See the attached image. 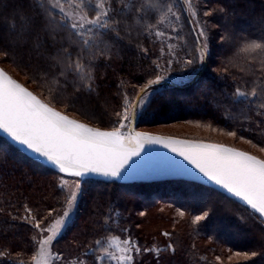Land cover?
<instances>
[{"label": "trees", "instance_id": "trees-1", "mask_svg": "<svg viewBox=\"0 0 264 264\" xmlns=\"http://www.w3.org/2000/svg\"><path fill=\"white\" fill-rule=\"evenodd\" d=\"M43 2L52 14L58 13L50 0ZM128 2L108 0L113 15H123H116L121 21L116 26L119 35L112 31L102 38L104 54L95 59L86 54L84 63L91 59L94 65L91 90L74 91L71 84L55 78L57 70L49 69L48 62L14 46L19 6L23 4L26 14L34 16L35 11L28 8L31 0H0V53L7 52V56L0 54V67L7 64L25 77L22 86L43 103L55 110L62 108L64 115L99 130H113L119 120L116 113L129 100L134 103L148 81L159 77L164 84L148 89L152 94L143 109L137 110L135 128L180 122L208 134L228 136L235 131L236 136L229 135L226 143L208 135L185 139L236 147L264 160V108L235 96L238 88L250 92L255 87L264 100V47L252 46L253 42L264 45V0H191L190 8L182 0H131L146 5L144 18H134L124 8ZM167 3L179 10V21L163 15ZM94 5L95 0H84L82 7L89 17L95 14ZM147 23L165 35L146 31ZM201 29L206 39L199 37ZM70 31L61 32L69 43ZM195 36L207 45L202 61ZM185 59L194 63L186 64ZM238 142L260 149L262 156L235 146ZM63 177L75 178L29 159L0 137V264H32L37 233L33 222L24 219L25 206L43 221L41 225L61 216L67 203L66 191L60 186ZM81 184L88 192L87 200L79 223L72 217L57 239L61 242L69 236L57 264H78L80 259L95 264V241L109 237L130 238L139 246L132 264H264V222L210 188L183 180L121 184L86 179ZM177 209L184 210L185 216L180 217ZM151 210L167 224L158 225L155 234L144 230L152 222ZM205 212L203 221L192 223L195 215ZM154 246L164 248L154 254L146 251ZM237 252L241 255L236 256Z\"/></svg>", "mask_w": 264, "mask_h": 264}, {"label": "snow or ice", "instance_id": "snow-or-ice-1", "mask_svg": "<svg viewBox=\"0 0 264 264\" xmlns=\"http://www.w3.org/2000/svg\"><path fill=\"white\" fill-rule=\"evenodd\" d=\"M182 2L189 8L192 7L191 0H182ZM66 3L75 4V11L67 12L64 7ZM83 3L84 0H51L52 8L59 9L58 13L52 14L43 0H31L28 8L35 11V15H27L24 5L21 4L18 13L19 28L16 29L13 25L14 46L25 48L48 62L49 69L57 70L55 78L64 85L71 84L76 92L84 88L92 89L91 68L94 65L91 59H95L96 55L104 54L102 38L105 35L112 31L119 35V29L116 26L121 21L116 18V15H123L122 12L113 15V8L108 0H95V14L89 17L88 10L82 7ZM165 6L166 11L163 15L166 17L170 14L179 21V10H174V5L171 3ZM124 8L131 11L134 18H144L146 15V5L143 2L132 3L129 0ZM45 12L48 15H45ZM57 16L60 19H57ZM69 28L71 43L61 35L64 29ZM145 30L157 37L165 35L153 23H147ZM206 35L203 29L199 31V37L206 39ZM197 43L199 45L197 52L202 61L207 45L199 39ZM72 44H75L76 48H72ZM252 46L264 47L256 42H253ZM169 52H171V46H169ZM87 53H91V59L86 65L84 61ZM0 54L7 56V52ZM168 63L171 64L172 61L169 60ZM184 63L193 64L194 60L185 59ZM60 78L63 79L60 80ZM159 83V77L148 81L137 95L136 103L133 104L129 100L123 105L122 111L116 113L119 118L117 126L111 131H101L69 119L67 115L43 103L32 92L0 70V130L7 133L19 145L25 146L26 149L51 162L60 173L74 177L95 174L104 178H119L122 173L127 172L126 166L129 165V161H133V157H139L145 151V145H160L182 157L209 181L244 202L264 218V160L223 145L193 143L140 133L126 134L122 131L126 127L125 122L131 123L137 115V110L143 109L146 98L152 94L148 90L149 87ZM235 96L238 100L243 98L250 106L259 104L260 108H264V100L261 99V94L255 87L250 92L238 88ZM228 135L236 136V132L229 131ZM261 150L264 151V148ZM79 187L80 184L77 182L76 188L79 189ZM76 195L77 192L72 191L67 196L68 207L65 208L61 220L69 216V209ZM25 212L27 215L24 219L33 222V227L40 233L41 238L36 242L40 245V252L43 255L47 250L46 246L55 238L54 235L45 236L44 233L52 231L61 223V220H57L56 225L51 228H42L43 221L37 220L30 208L25 206ZM177 212L180 217L186 214L182 209H177ZM207 215V212L203 215H195L192 223L203 221ZM164 235L169 234L164 233ZM95 243L99 246L101 241L96 240ZM120 244L123 247L117 245V248L124 255H112L111 258L117 264H132L133 254L140 253L139 246L130 238L123 239ZM146 251H152V249ZM87 255L88 253L84 254L85 257ZM235 255L240 256L241 253L237 252ZM244 255L247 256L246 253ZM252 255L255 256L256 253L253 252ZM60 259L62 257L56 254L55 260ZM103 259V256H97L95 264H102ZM37 264H44V262L41 260ZM78 264H86V260L80 259Z\"/></svg>", "mask_w": 264, "mask_h": 264}, {"label": "rangeland", "instance_id": "rangeland-1", "mask_svg": "<svg viewBox=\"0 0 264 264\" xmlns=\"http://www.w3.org/2000/svg\"><path fill=\"white\" fill-rule=\"evenodd\" d=\"M50 4H51V0H50ZM51 7H52V5H51ZM64 7H65V10L67 12L71 13V12L75 11V4L69 5L66 3L64 5ZM54 10L56 12L59 11L58 7L54 8ZM2 66L4 68L3 69L4 71L7 70L6 73L11 77V79H13L17 83H19L21 86H22V83L26 82L25 77L20 75L17 71L13 70V68L8 66L7 64H2ZM149 92H151V91H149ZM149 97H150V95L146 98L145 102L147 101V99ZM56 111H59L61 114H63L62 108H56ZM70 119H72V118H70ZM80 123H82V122H80ZM125 124H126V127L124 129H122V131L127 134L128 130L130 129V123L125 122ZM86 126H88V125H86ZM134 132H136V133L144 132V133H150V134H155V135H160V136L175 137V138H181V139H185V138L190 139V138L198 137V136L204 137V136L208 135L209 137L222 140L225 143L228 142L230 139L229 135L227 136V135H224L222 133H215V132L213 134H211V133L208 134L207 131L202 130L199 127H196V126H193L190 124H186V123H180V122L179 123L166 124V125H159V126H156L153 128H135ZM235 146L243 148L244 150L251 152V153H253L257 156H260V157L263 154V152L260 149H257L254 146H250L249 144L244 143V142H238L235 144ZM230 147H232V146H230ZM233 148H236V147H233ZM236 149H238V148H236ZM239 150H242V149H239ZM77 182H79V184H80L79 189L76 188ZM60 186H62L63 189H65L66 196H68L72 191H76L77 192L76 198H75L74 202L72 203V205L69 209L70 214L66 219L61 220L65 208L68 207L67 203L65 205L63 212L61 213V216L55 215L49 222L41 225L42 228H44V227L51 228L53 225H56L57 220H61V223L59 225H56V227L52 231L44 233L45 236L54 235L55 238L51 241V243L48 246H46L47 250L43 255L40 252V245L36 242L41 238L40 233L36 229V233H37V240L35 241L36 250H35L34 254L32 255V258H31V256L28 257V260L31 258L32 264H37V262L41 261V260L44 262V264H57L56 262L59 260H55V256H56V254H59V255L62 254L60 249L62 248L63 244L65 243L64 241L67 240L69 238V236L66 237L64 240H62L61 242H58L57 239H59L61 237V235L64 232L65 227L67 226L68 222L72 219V217L75 218L76 224L79 223L78 221L80 219V210L83 207V205L85 204V202L87 200V196H88L87 195L88 192L86 191V188L82 187V184L78 180V178H65V177H63L60 179ZM157 213L158 212L156 210H151L149 212V217L152 220V222L150 223L149 226L147 225L148 227L145 226L146 229L144 228V230L146 231L147 234H155L157 232L156 229H157L158 225L163 226V227H165L167 225L164 222H161L160 220L155 218ZM139 216L142 217L143 215L140 214ZM117 245H119L120 247H123L122 244H120V240H118L116 238H110L109 237L105 240H102L101 244L99 246H97V245L95 246L94 254H95V256L96 255L97 256H103L104 257L103 262L106 264H108L109 262H111L113 264H117V262L111 258L112 255H116V256H123L124 255L123 252H120L118 250ZM158 247L159 246H154L153 248H151L153 251L152 252L153 254L162 251L164 248L162 246L159 248ZM157 250H159V251H157ZM25 260H27V258Z\"/></svg>", "mask_w": 264, "mask_h": 264}, {"label": "water", "instance_id": "water-1", "mask_svg": "<svg viewBox=\"0 0 264 264\" xmlns=\"http://www.w3.org/2000/svg\"><path fill=\"white\" fill-rule=\"evenodd\" d=\"M195 39L196 41L198 40L196 36H195ZM0 70H2L5 74H7L1 67H0ZM162 84L164 83L160 82L158 85H162ZM168 84L172 86L171 83H168ZM158 85H151L150 87H154ZM136 99H137V96L133 104L136 103ZM135 119L136 118L131 120L130 129L128 130L127 134H136V132H134ZM101 131H111V130H101ZM138 133L148 134V135H153V136H160V135L144 133V132H138ZM0 137L4 138L11 145L16 147L23 155H25L29 159L49 168L53 172L59 175L67 176V177H74V176H71L65 173H60L58 168L54 166L53 164H51V162H48L45 158L40 157L38 154L33 153L31 150L26 149L25 146L19 145L17 142L13 141L11 137L8 136L7 133L3 132V130H0ZM161 137L170 138V139H178V140H183V141H191L193 143L222 145V144H217V143L195 141V140L181 139V138L168 137V136H161ZM223 146L233 148V147L226 146V145H223ZM233 149L237 151H242L236 148H233ZM242 152H245V151H242ZM126 167L128 168L127 172L125 174L122 173L121 177L119 178H104V177H101L95 174H88L84 177H75V178H78L80 182L86 179H94V180H101V181H106V182L115 181L121 184H129V183H134V182H154V181H165V180H183L187 182H192V183H196V184L205 186L207 188H210L226 196L228 199H231L232 201L236 202L240 206L245 207L249 211L256 214L264 222V218L260 217L259 213H255L254 210H252L249 206L245 205L244 202L240 201L238 198L233 197L226 190L221 189L218 185H215L214 183L209 181L206 177L203 176L202 173H199L198 170H196L192 165L188 164L187 161L183 160L182 157L176 155L175 153L169 151L168 149L160 145H145V151L142 152L139 157H133V161H129V165Z\"/></svg>", "mask_w": 264, "mask_h": 264}]
</instances>
